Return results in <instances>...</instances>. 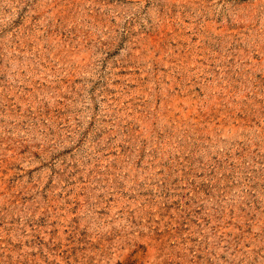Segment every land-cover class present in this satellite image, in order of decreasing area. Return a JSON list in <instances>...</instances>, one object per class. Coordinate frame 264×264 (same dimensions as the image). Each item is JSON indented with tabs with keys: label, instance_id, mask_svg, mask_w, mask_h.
I'll return each mask as SVG.
<instances>
[{
	"label": "rangeland",
	"instance_id": "1",
	"mask_svg": "<svg viewBox=\"0 0 264 264\" xmlns=\"http://www.w3.org/2000/svg\"><path fill=\"white\" fill-rule=\"evenodd\" d=\"M0 264H264V0H0Z\"/></svg>",
	"mask_w": 264,
	"mask_h": 264
}]
</instances>
